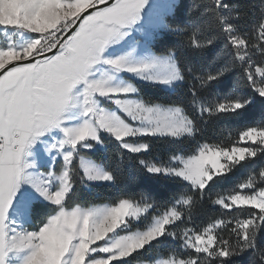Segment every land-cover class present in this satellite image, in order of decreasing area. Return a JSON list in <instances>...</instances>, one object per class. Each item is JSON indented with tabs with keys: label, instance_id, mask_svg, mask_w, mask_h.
Segmentation results:
<instances>
[{
	"label": "snow or ice",
	"instance_id": "6c2138e0",
	"mask_svg": "<svg viewBox=\"0 0 264 264\" xmlns=\"http://www.w3.org/2000/svg\"><path fill=\"white\" fill-rule=\"evenodd\" d=\"M0 38V264H133L169 241L143 264H264V169L210 195L264 156V121L246 146L199 141L208 119L264 107V0L255 19L230 0H0ZM152 139L197 146L149 161ZM136 169L188 191L161 210ZM99 187L118 198L86 202ZM204 201L225 214L198 227Z\"/></svg>",
	"mask_w": 264,
	"mask_h": 264
},
{
	"label": "trees",
	"instance_id": "16d2710c",
	"mask_svg": "<svg viewBox=\"0 0 264 264\" xmlns=\"http://www.w3.org/2000/svg\"><path fill=\"white\" fill-rule=\"evenodd\" d=\"M192 5L200 4L203 0H187ZM231 3L241 6V10L248 12L250 19H255L258 16L259 9L257 0H230ZM167 38L161 36L155 43L157 47L163 48ZM140 89L141 96L146 100H154L156 102H167L171 100H179L180 97L176 94L165 93V91L159 87L147 84H141L134 82ZM231 84L233 88H237V77H231ZM231 90V89H230ZM239 90V89H238ZM264 121V107L259 105L251 108L244 115L236 116H221L219 119H208L207 123H201L203 128V135L199 137L200 143H216L222 146L237 145L239 142V133L246 130L248 127L259 125ZM154 145V150L146 154L143 158L149 161H153L157 158L167 159L169 154H191L196 148V142L188 140L184 144L176 145L167 143L162 140L152 139L148 141ZM107 143L108 151L102 155H107L109 159H114L116 148L115 145ZM245 167L237 168L233 173L229 174V178L222 181L213 192L210 194L213 198L217 194H227L236 190L237 185L246 180L250 174H257L260 170L264 169V156L259 155L256 158L246 160ZM137 177L135 183L142 184L144 188L151 189L153 192V200L155 203L163 207L169 206L173 197L183 194L188 189L178 181H171L167 178H148L139 169H136ZM81 195L85 198L86 202L91 204L99 203H112L118 198V193L115 189L109 187L95 188L91 193L81 190ZM236 211V210H233ZM224 211L218 206H213L207 201L201 203L198 209L194 210V221L198 227H203L212 219L221 217L224 215ZM42 215V214H41ZM191 226V225H190ZM258 242L264 246V236H261ZM178 244L175 242H166L164 245H158L149 253H142L137 256L133 264H137V261L153 260L157 254L164 252L165 249L170 251L172 248H178ZM131 259V257L129 258ZM250 257H237L235 258L236 264H250Z\"/></svg>",
	"mask_w": 264,
	"mask_h": 264
},
{
	"label": "rangeland",
	"instance_id": "374dc122",
	"mask_svg": "<svg viewBox=\"0 0 264 264\" xmlns=\"http://www.w3.org/2000/svg\"><path fill=\"white\" fill-rule=\"evenodd\" d=\"M157 2L158 3H161V4H164V3H167V2H170V0H157ZM260 3H261V0H257V6H258V9H259V5H260ZM3 41H2V38H0V43H2ZM133 83L134 82H137V83H141V84H147V83H143V82H139V81H132ZM147 85H151V84H147ZM236 146H246V145H243V144H240V143H238ZM219 207V206H218ZM169 242H171V241H169ZM169 252L170 251H168L167 249H165V251L163 252H160L159 254H157V256L153 259V261L154 260H156V259H161V258H166L167 257V255L169 254ZM143 262L144 261H142L141 262V264H143Z\"/></svg>",
	"mask_w": 264,
	"mask_h": 264
}]
</instances>
